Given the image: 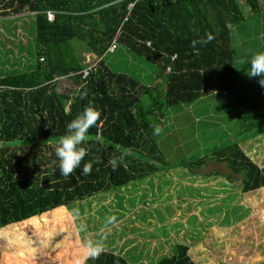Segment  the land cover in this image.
Returning <instances> with one entry per match:
<instances>
[{
  "label": "trees",
  "instance_id": "1",
  "mask_svg": "<svg viewBox=\"0 0 264 264\" xmlns=\"http://www.w3.org/2000/svg\"><path fill=\"white\" fill-rule=\"evenodd\" d=\"M244 1L243 14L238 0H8L5 11L34 14L27 38L36 64L22 73L0 70V230L51 213L66 241L81 246L69 206L177 167L192 176H219L230 185L239 183L243 193L263 188L264 168L243 152L240 143L264 133V87L260 85L257 92L254 85L247 86V80L255 84L259 77L237 80L231 35L247 20L245 12L264 11V0ZM129 4L133 7L124 22ZM260 29L256 35L264 41V26ZM207 35L213 36L210 43L193 47V41ZM114 38L124 53L159 69L153 87L109 65L105 55ZM85 52L100 62L83 80ZM172 56L176 58L171 60ZM64 76L76 86L69 94L56 89L57 79ZM219 93L232 95L223 105L236 118L230 116L221 129L213 126L215 131L196 122L201 125L199 147L191 149L187 139L182 147L178 139L171 140L169 147L164 139H172L167 133L173 135L172 127L183 122L177 116L185 112L175 107L201 103ZM203 105H197L200 115H209L212 108L207 111ZM87 107L101 113L84 145L88 155L81 169L93 162L90 175L77 169L69 177L60 176L55 154L18 153L38 141L57 146L66 124ZM170 118L174 123L163 129L161 120ZM154 127L163 130L157 135ZM117 157L124 162L113 170L110 161ZM209 163L217 169L203 172ZM76 252L81 256L83 248ZM153 261L150 264H196L182 244ZM87 264L129 263L120 255L102 252Z\"/></svg>",
  "mask_w": 264,
  "mask_h": 264
},
{
  "label": "rangeland",
  "instance_id": "2",
  "mask_svg": "<svg viewBox=\"0 0 264 264\" xmlns=\"http://www.w3.org/2000/svg\"><path fill=\"white\" fill-rule=\"evenodd\" d=\"M7 1L0 0V25L6 23L7 19L18 20L12 21V28L4 34L0 32V70L22 73L36 64V53L28 42L34 14L26 10L20 14L5 11ZM238 2L244 14L246 2ZM263 12H245L247 20L231 35L239 75L237 80H241V76L242 79L249 77L244 71L245 61L253 54L264 51V41L260 35H256L261 30L260 25L264 26ZM3 48L12 56L17 53L19 60H10L12 57L4 55ZM105 59L117 73H128L152 87L156 84V81L153 84V80L159 69L144 58L127 55L120 45L115 54H107ZM6 65H15L19 69L6 71L3 69ZM169 72L166 69V73ZM247 82V86L254 85L257 92L261 91L259 79L255 84H251L250 80ZM71 85L67 78L61 77L57 79L56 89L61 94H69ZM219 95L204 98L202 104L197 102L191 106L175 107L185 112L177 116L183 122L172 127L173 135L167 133L172 139H164L169 147L177 139L178 147H182L183 139L192 143L191 149L201 144L202 136L198 137L201 125H196V122L204 123L210 131H215L213 126L221 129L230 116L231 120L236 118L223 105L224 99L232 95ZM197 105L208 106L207 111H211V107L213 117H207L211 113L201 116ZM174 112L169 114L173 115ZM173 123L170 118L169 122L161 120L160 125L165 129ZM56 147L54 144L43 146L38 141L35 146L18 150V153H42L53 157ZM240 147L259 168H264V133L240 143ZM216 169L209 163L202 171L214 172ZM225 181L219 176H192L187 169L177 167L167 172L152 173L123 188L75 203L68 209L79 210L80 219L74 223L76 228L80 223L86 225L85 232L77 231L80 244L84 240L99 241L104 246L103 252L120 255L129 264H150V260L171 255L178 244L188 246V255L196 264L229 261L230 264H264V187L243 193L239 190V183L229 185V189L222 188L227 186ZM53 216L50 213L0 230V264H73L76 250L82 247L71 240L66 241L56 227L59 222H54ZM110 216L116 217L115 223H107Z\"/></svg>",
  "mask_w": 264,
  "mask_h": 264
},
{
  "label": "clouds",
  "instance_id": "3",
  "mask_svg": "<svg viewBox=\"0 0 264 264\" xmlns=\"http://www.w3.org/2000/svg\"><path fill=\"white\" fill-rule=\"evenodd\" d=\"M130 5H132L133 7V4H129L128 6ZM212 39L213 36L207 35L205 39L193 41L192 45L193 47H195L197 43L202 45L207 44L210 43ZM95 58L97 57L93 56L92 59ZM88 65L89 64L86 63V67ZM245 65L246 70L244 71L246 75L250 78L259 77V83L262 87H264V51L253 54L249 59L245 61ZM80 98L83 99V96H81ZM100 117L101 113L99 110L94 107H87L81 114L77 115L74 119L66 124L65 134L59 137L57 147L55 149V157L58 161L60 176L69 177L77 169H81V162L88 155L87 149L84 145H86L89 139V129L93 128L97 124ZM161 131L162 129L160 127H154V132L157 135L160 134ZM123 162V157L113 158L110 161L113 170H116L117 167L123 165ZM92 170L93 162L83 164V167L81 169L82 174L85 176L90 175ZM68 216L70 217L71 221L75 223L80 219L79 210L72 209L68 212ZM115 222V216L108 217L107 223L113 224ZM76 230L78 232H85L86 225L84 223H80L79 225H77ZM81 247L83 248V253L81 256L73 259V264H87L89 260L95 261L104 251V246L99 241L84 240L82 241Z\"/></svg>",
  "mask_w": 264,
  "mask_h": 264
},
{
  "label": "crops",
  "instance_id": "4",
  "mask_svg": "<svg viewBox=\"0 0 264 264\" xmlns=\"http://www.w3.org/2000/svg\"><path fill=\"white\" fill-rule=\"evenodd\" d=\"M16 20H18V19H13V20L12 19H9V20L7 19L6 20V23L0 25V32H2V34H4L5 31H7L9 28L11 29L12 28V25H11L12 21H16ZM1 29H4V30H1ZM12 37L15 39L14 36H12ZM15 45H16V42H15ZM24 47H25V45H24ZM2 51L4 52V55H7V56H11L12 57L11 59H10V57H8L10 60H14L15 61L16 59L19 58L17 53H15L14 56H12L10 54V52H8V51L5 50V48H3ZM0 52H1V49H0ZM83 55H84L83 64H84V66H86V63H87L86 60H85L86 57H89V59H92L93 58V55H91L89 53H86V52ZM13 57H14V59H13ZM6 60H7V58H5L4 61L6 62ZM22 60H24V56H23V59ZM0 69H2V68H0ZM3 69L6 70V71H10V70H13V69H19V67H16L15 65H14V67H10L9 65H6ZM64 78H67V80L72 83L71 88H70L69 91L75 90L76 89V86L74 85L73 80L69 76H64ZM229 185L230 184L227 183V186L224 185V186H222V188L226 189L225 187H227V189H229ZM222 264H230V261L229 262H224Z\"/></svg>",
  "mask_w": 264,
  "mask_h": 264
},
{
  "label": "built area",
  "instance_id": "5",
  "mask_svg": "<svg viewBox=\"0 0 264 264\" xmlns=\"http://www.w3.org/2000/svg\"><path fill=\"white\" fill-rule=\"evenodd\" d=\"M131 8H132V5L128 6V8H127L128 15H127V17L125 18L124 21L127 20ZM48 19L49 20L53 19V15L51 13L48 14ZM117 48H118V41H117V38H114L112 40V42L110 43V46H109L108 50L106 51V54H114L116 52ZM175 58H176V56H173L171 58V60H174ZM95 59L90 60L89 57H86L87 63L89 65L84 70L81 71V77H82L83 80H85L88 76H90V74L92 72H95L97 70L98 63L100 62V58H95ZM167 70L170 71V67H168Z\"/></svg>",
  "mask_w": 264,
  "mask_h": 264
}]
</instances>
